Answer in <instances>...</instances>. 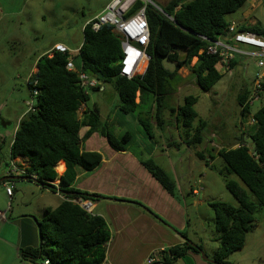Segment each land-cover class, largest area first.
<instances>
[{
	"label": "trees",
	"instance_id": "16d2710c",
	"mask_svg": "<svg viewBox=\"0 0 264 264\" xmlns=\"http://www.w3.org/2000/svg\"><path fill=\"white\" fill-rule=\"evenodd\" d=\"M247 1L169 0L164 7H160L161 13L153 6L136 0L129 15L145 7L149 31L145 53L149 59L146 65L143 63L140 66L139 71L143 69V72L131 79L119 75L120 38L109 25L101 26L97 32L86 25L82 31V44L76 54L70 51L64 54L53 52L38 59L36 72L27 80L29 94L38 91L36 103L18 124L9 159L22 158L26 161V165L18 164L25 171V176L19 178L33 181L41 188L58 191L65 200L36 221L40 244L36 248L20 249L19 259L22 262L36 264L42 261L43 264L47 260L48 264H61L63 261L68 264H103L105 261V245L110 238L107 225L101 217L87 214L71 202L79 197L84 200L97 199V196L74 191L72 186L77 169L93 171L102 159L98 152L81 149L79 131L88 126L85 137L98 132L116 152L125 151L132 137L125 133L117 138L108 125H101L96 111L78 118V110L89 99L79 87L78 75L85 73L98 83L93 91H98L100 84L110 85L117 94L118 109L122 115L135 113L137 106L144 103V96L152 95L154 102L159 104L164 97L171 95L174 91L172 84L181 80L178 71L188 66L194 58L196 62L190 68L194 84L200 91L207 92L223 74L217 71L218 58L204 52L208 43L201 38L212 42L227 38L225 32L230 23L226 22L225 17L238 11ZM237 31L253 33L264 39V28L259 23L249 26L239 24ZM164 59L173 64V71L163 67ZM68 62L72 63L73 71L66 69ZM234 65L232 61L231 69ZM263 91L264 78L258 88L254 87L253 81L251 90L242 89L239 92L236 100L242 120L247 117L246 111L253 103L252 97L259 99ZM196 100L195 96H187L182 106L170 109L176 121L180 118L181 126L187 132L197 118L192 108ZM153 107L149 106L148 110H153ZM249 119L253 120V129L247 131L249 141L240 140L236 148L218 152L225 170L238 179V182L225 181V188L237 205L221 202L208 204L213 211V227L218 241L211 258L213 264H229L228 257L243 248L246 234L253 229L254 214L261 209L264 212V105ZM139 123L152 137L148 123L141 117ZM203 124L199 122L185 142L187 145L201 143ZM196 155L202 157L198 153ZM59 162L65 167L60 176L55 170ZM142 165L167 193L174 195L175 185L163 169L150 160L142 162ZM62 169L63 166L59 172ZM247 192L253 195L255 202L249 201ZM198 251H202L200 246L185 244L168 253L173 260L183 258L188 252L197 254Z\"/></svg>",
	"mask_w": 264,
	"mask_h": 264
},
{
	"label": "rangeland",
	"instance_id": "374dc122",
	"mask_svg": "<svg viewBox=\"0 0 264 264\" xmlns=\"http://www.w3.org/2000/svg\"><path fill=\"white\" fill-rule=\"evenodd\" d=\"M110 0H0V138H5V143H0V177L6 164L10 161L7 145L11 137V130L21 113L28 112L30 94L27 87L28 76L31 73L34 59L48 46L61 42L69 48L82 44L80 27L86 19L96 16ZM142 2L145 0H141ZM158 7H164L169 0H150ZM227 23H237L244 26L259 23L264 28V0H249L238 11L225 17ZM239 48L242 45L230 43ZM45 47V48H44ZM77 47V46H76ZM255 50V49H252ZM71 53V50H70ZM237 56V55H235ZM235 69L223 74L221 79L207 92H202L194 84L190 68L195 64L192 59L188 66L178 71L181 80L173 83V93L164 97L161 117L164 125L174 127L176 116L168 110L182 106L187 96L197 98L193 105L197 118L194 121L191 135L199 122L202 125L201 145H187L184 143L188 132L174 134L173 132L156 134L152 141L154 145L166 142H175L178 148L168 150L165 157L171 156V161L181 160L179 182L184 189L193 188L195 185L202 191L194 197L191 193L185 195V203L191 214L193 227L198 239L203 243L204 253L213 255L218 247L216 234L213 227V211L207 203L221 202L236 206V201L225 188V181L238 179L225 170L224 162L217 156L219 146L232 144L233 141L243 140L248 142L247 131L253 128L251 125L242 124L240 107L237 103V95L242 89L251 90L256 76L264 71V68L256 66V60L250 57L239 58ZM264 62V58H262ZM162 65L165 69L173 71L171 62L164 59ZM105 85V84H104ZM114 92L113 89H110ZM99 91H90L93 96ZM264 105V91L258 100H254L247 107L246 123L249 118ZM166 107L168 110L164 109ZM166 110V113H165ZM140 117L149 125L150 135L155 134V115L149 119L148 109L141 110ZM139 111L135 112L138 116ZM242 120V121H243ZM18 123V122H17ZM144 139H150L147 131L140 126ZM152 130V131H151ZM242 130H246L242 133ZM243 139H242V135ZM180 138L182 143H180ZM188 148V149H187ZM190 148V150H189ZM195 151L202 155L195 159ZM165 152V151H164ZM192 155V157H191ZM211 157L213 164L205 171L204 162ZM164 158V155H163ZM162 157L159 161H164ZM195 160V163H194ZM156 164V163H155ZM157 165V164H156ZM158 166V165H157ZM159 167V166H158ZM194 168V169H192ZM205 174L206 177H202ZM173 183L176 184L175 180ZM176 195V186L174 189ZM248 199L255 202V198L249 192ZM199 205H193L195 202ZM209 201V202H207ZM253 229L246 234V241L242 249L231 254L227 261L229 264H264V212L258 210L254 214ZM191 226V228L193 229ZM212 258V257H211ZM212 261V260H211ZM42 261L37 262L41 264ZM61 264H68L63 261Z\"/></svg>",
	"mask_w": 264,
	"mask_h": 264
},
{
	"label": "crops",
	"instance_id": "0c3cea01",
	"mask_svg": "<svg viewBox=\"0 0 264 264\" xmlns=\"http://www.w3.org/2000/svg\"><path fill=\"white\" fill-rule=\"evenodd\" d=\"M92 18L84 21L80 27L81 33ZM58 44L65 46L69 51L71 50L72 54H76L81 46L75 45L73 48H69L64 43L58 42L44 47L45 49L34 59L30 75L36 72L38 59L49 54L53 47ZM236 47L244 53L256 51L249 46H244L246 47L244 49ZM239 58L245 57L234 56L235 65L231 69L232 71L237 66ZM110 89H113L110 85L100 84L97 94L91 96L88 92L89 99L80 107L77 116L82 119L84 114L96 111L101 125H108L117 138L128 133L132 139L125 151L116 152L111 149L106 138L98 132L85 137L89 127H82L79 131L81 149L85 152H98L102 159L100 165L93 171L86 172L77 169V176L72 186L74 191L97 196V199H88L92 204L91 214L104 220L110 236L105 245L103 264H145V261L156 251L161 252L162 262L155 264H213L203 260L199 253L188 252L183 258L173 260L168 253L171 249L183 247L185 244L203 246L195 234V229L190 220L192 213L188 212L184 198L188 193L197 197L202 189L197 187L198 185L189 190L184 189L179 182L181 160L172 162L171 156L165 157L168 150L173 149L175 151L178 148L177 143L169 141L154 145L152 141L153 137L159 135H156L159 131L160 133L173 132L174 134L182 132L180 118L179 121H175L174 127L164 125V121L160 119L162 105L155 103L152 95L143 97L144 103H140L136 109V112L139 111L138 116H135V113L122 115L118 109L117 94L115 91L111 92ZM171 97L169 95V98ZM136 103H139L138 98ZM149 106H155L152 108L153 110L150 109L151 112L148 110V113L150 112L149 119H153L152 114L155 115V127L153 129L155 134L153 133L152 137H149L150 139H144L140 130L139 118L142 114L140 111L149 109ZM156 107H158L157 111ZM164 109L168 110L166 107ZM168 111L170 112V110ZM24 114L19 115L18 123L15 122L14 128L11 130V137L7 145L8 154L18 124ZM242 124L248 126L244 120L241 126ZM191 130L192 128L189 131ZM242 131L245 132L246 130ZM190 137L191 133H188L184 143ZM0 143L4 145L5 138H0ZM180 143H182L181 138ZM237 146L238 141L235 140L228 146H219V151L234 149ZM219 151H217V156ZM191 153L194 154L195 159H199L196 155L197 152L192 151ZM160 157L164 161H159ZM148 160L163 169L172 182L173 180L177 182L174 184L177 190L176 195L175 193L174 195L167 193L147 172L142 162ZM14 162L26 165V161L22 158H16ZM212 164L213 159L210 157L204 162V168L201 171H205ZM62 166L63 169L59 172ZM64 169V164L59 162L55 170L60 176ZM6 171L7 169H4L0 177V214H4L3 217L0 216V264H34L22 262L19 259V250L25 247L36 248L39 246L40 239L36 221H40L48 210L57 208L65 199L56 191L41 188L35 182L21 179L20 176L7 177ZM202 177H206V175L202 174ZM10 183H13L14 187L11 197H8L5 193V187ZM56 184L57 181L54 186ZM199 204H201L200 201L193 203V205ZM201 249L203 255L211 260L212 255L204 253L203 247Z\"/></svg>",
	"mask_w": 264,
	"mask_h": 264
},
{
	"label": "built area",
	"instance_id": "2783aa9c",
	"mask_svg": "<svg viewBox=\"0 0 264 264\" xmlns=\"http://www.w3.org/2000/svg\"><path fill=\"white\" fill-rule=\"evenodd\" d=\"M136 0H112L106 8L97 16L87 22L86 25L90 26L93 32H97L101 26L109 25L113 29V32L120 38L121 55L118 62L119 75L126 79H131L137 74H141L143 69L139 71L141 64L147 63L149 57L145 53V49L149 43V31L148 23L145 16V7L138 9L135 13L129 15L130 10L135 4ZM239 24L230 23L226 32L225 39H218L217 41H208L205 38H201L207 42L205 53L209 56H215L218 58L217 71L220 74H227L231 72L230 64L234 60L235 55H241L250 57L256 60V66L258 68H264V39L249 32H238ZM230 39V40H229ZM236 45L249 46L254 48V53H244L237 49ZM53 52L67 53L69 50L61 45H55L49 54ZM203 51H201L202 53ZM68 71H73V65L71 62L66 64ZM264 78V71L258 74L254 80V87L258 88V84ZM79 87L85 94H88L90 90L96 88L98 83L85 73L78 75ZM36 86V82L33 83ZM38 91L34 90L30 93V101L28 102V111H32L33 105L36 100ZM258 100V98L252 97V101ZM250 101V104L252 103ZM249 125L253 124V120L249 119ZM6 176L13 175L25 176L24 168L19 166L14 160H10L6 167ZM34 177V176H33ZM35 178V177H34ZM13 183L8 184L5 187V193L8 197H11L13 191ZM59 194V192H57ZM73 204L78 205L87 214H91L92 204L89 200L82 198L72 199ZM1 217L4 214H0ZM162 262V254L160 251L153 252L151 256L145 261V264H155ZM43 264H48L45 260Z\"/></svg>",
	"mask_w": 264,
	"mask_h": 264
},
{
	"label": "water",
	"instance_id": "95a60500",
	"mask_svg": "<svg viewBox=\"0 0 264 264\" xmlns=\"http://www.w3.org/2000/svg\"><path fill=\"white\" fill-rule=\"evenodd\" d=\"M145 2L151 6H153L156 10H158L159 12L163 13V11L161 10L160 7L156 6L154 3H152L150 0H145ZM36 103V100H35ZM191 246H193V244L190 243ZM199 255L201 256V258L205 261H209L210 263H213L211 260H209L206 256L203 255L202 251H198Z\"/></svg>",
	"mask_w": 264,
	"mask_h": 264
},
{
	"label": "clouds",
	"instance_id": "9594fccd",
	"mask_svg": "<svg viewBox=\"0 0 264 264\" xmlns=\"http://www.w3.org/2000/svg\"><path fill=\"white\" fill-rule=\"evenodd\" d=\"M143 3H144V4H147L145 1H143ZM56 185H57V184H56ZM55 187H56V186H55ZM56 192H58V191H56ZM59 194H60V193H59ZM62 197H63V196H62ZM63 198H64V197H63ZM79 198H80V197H79Z\"/></svg>",
	"mask_w": 264,
	"mask_h": 264
},
{
	"label": "bare ground",
	"instance_id": "6f19581e",
	"mask_svg": "<svg viewBox=\"0 0 264 264\" xmlns=\"http://www.w3.org/2000/svg\"><path fill=\"white\" fill-rule=\"evenodd\" d=\"M139 70H140V67H139Z\"/></svg>",
	"mask_w": 264,
	"mask_h": 264
}]
</instances>
